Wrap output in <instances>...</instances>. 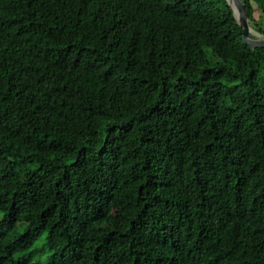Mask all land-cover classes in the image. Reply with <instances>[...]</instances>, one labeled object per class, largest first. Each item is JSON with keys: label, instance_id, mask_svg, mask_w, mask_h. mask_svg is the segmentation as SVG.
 <instances>
[{"label": "trees", "instance_id": "obj_1", "mask_svg": "<svg viewBox=\"0 0 264 264\" xmlns=\"http://www.w3.org/2000/svg\"><path fill=\"white\" fill-rule=\"evenodd\" d=\"M43 234L45 264H264V47L227 0H0V264Z\"/></svg>", "mask_w": 264, "mask_h": 264}, {"label": "water", "instance_id": "obj_2", "mask_svg": "<svg viewBox=\"0 0 264 264\" xmlns=\"http://www.w3.org/2000/svg\"><path fill=\"white\" fill-rule=\"evenodd\" d=\"M228 5L232 9L239 31L241 33L242 39L244 43L249 45L250 47H264V39H253L248 36L250 29L248 26L247 15L244 11L243 5L240 0H227Z\"/></svg>", "mask_w": 264, "mask_h": 264}, {"label": "rangeland", "instance_id": "obj_3", "mask_svg": "<svg viewBox=\"0 0 264 264\" xmlns=\"http://www.w3.org/2000/svg\"><path fill=\"white\" fill-rule=\"evenodd\" d=\"M254 35H256V36H258L259 37V39H264L262 36H260V35H258L256 32H254V31H252V30H250ZM24 227H25V225L24 224H18L17 225V227H16V233L17 234H20V233H22L23 232V230H24ZM45 235L43 234V235H40V237H38L36 240H35V242H34V244H33V246H32V248L33 249H36V250H42V252H41V255L40 256H34L33 257V259L34 260H36V259H39V261H41V263L42 264H45V262H46V258H47V256L49 255V252H47L46 250H45V246H44V244H45Z\"/></svg>", "mask_w": 264, "mask_h": 264}]
</instances>
